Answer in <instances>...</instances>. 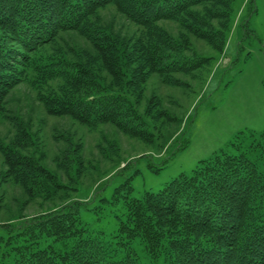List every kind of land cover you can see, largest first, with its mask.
Wrapping results in <instances>:
<instances>
[{
  "label": "trees",
  "instance_id": "1",
  "mask_svg": "<svg viewBox=\"0 0 264 264\" xmlns=\"http://www.w3.org/2000/svg\"><path fill=\"white\" fill-rule=\"evenodd\" d=\"M237 2L0 0V116H6L13 90L29 85L49 116L69 117L88 128L114 125L132 138L161 145L169 139L171 111H160L161 98H154L153 90L149 105L158 112L151 119L141 112L138 95H144L152 75L164 85L181 86L178 76L210 66L215 55L186 54L192 37L224 53ZM108 8L141 30L133 47L100 25V12ZM164 23L177 24L184 33L176 39ZM161 127L164 137L157 132ZM260 139L242 143L244 149L238 139L230 144L234 154L222 149L192 175L140 199L130 197L127 179L113 196L124 213L117 215L110 241L90 233L79 211L65 204L15 215L18 223L9 219L0 228V264H143L140 250L152 263L264 264V150L259 152L264 133ZM4 153L8 176L32 198L49 184L60 186L34 158L15 147Z\"/></svg>",
  "mask_w": 264,
  "mask_h": 264
},
{
  "label": "rangeland",
  "instance_id": "2",
  "mask_svg": "<svg viewBox=\"0 0 264 264\" xmlns=\"http://www.w3.org/2000/svg\"><path fill=\"white\" fill-rule=\"evenodd\" d=\"M99 23L124 39L128 48L140 39L141 30L115 8L101 11ZM162 27L176 39L184 33L177 24L164 23ZM230 28L221 54L204 41L187 36L186 54L193 50L216 58L201 71L178 76L181 86L164 85L152 75L143 96L136 90L141 112L149 118L158 108L171 111L167 114L171 113L173 122L166 129L169 133L164 132L169 139L161 145L132 138L114 125L88 128L69 117L49 116L32 87L22 85L13 90L6 116H0V228L9 219V224L18 223L15 215L33 216L65 204L79 211L90 233H101L110 241L118 229L117 215L124 213L123 203L115 204L113 196L127 179L133 186L130 197L140 199L181 175H192L202 160L222 149L234 154L230 144L238 139L245 146L252 139L259 142L264 133V0H238ZM193 76L198 79L194 81ZM152 93L161 98L157 109L149 105ZM162 130L157 131L160 137L165 136ZM8 146L37 160L51 171V177L56 176L60 186L49 184L32 198L8 176L4 156ZM262 146L259 152L264 150V142ZM260 171L264 172V165ZM140 257L143 264L167 263H152L141 250Z\"/></svg>",
  "mask_w": 264,
  "mask_h": 264
}]
</instances>
